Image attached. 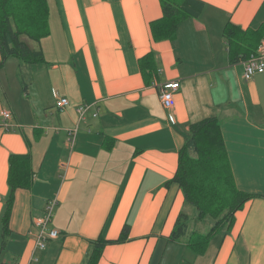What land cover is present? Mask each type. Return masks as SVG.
I'll list each match as a JSON object with an SVG mask.
<instances>
[{
    "label": "crops",
    "instance_id": "crops-1",
    "mask_svg": "<svg viewBox=\"0 0 264 264\" xmlns=\"http://www.w3.org/2000/svg\"><path fill=\"white\" fill-rule=\"evenodd\" d=\"M47 1L50 34L36 47L44 62L9 59L0 69V110L11 113L0 124V220L9 156L30 154L34 171L32 186L15 192L0 264H86L90 242L114 240L125 225L126 240L106 245L98 264H264V74L245 81L243 59L230 62L222 37L228 23L263 24L264 0H198L199 18L161 41L150 32L160 0ZM148 53L155 75L146 83L139 59ZM166 81L179 83L173 122L155 87ZM57 96L69 105L56 108ZM79 105L90 106L83 119ZM210 116L237 189L257 197L195 255L169 236L180 213L200 232L206 222L171 180L188 125ZM49 199L59 236L39 250L33 221Z\"/></svg>",
    "mask_w": 264,
    "mask_h": 264
},
{
    "label": "trees",
    "instance_id": "trees-1",
    "mask_svg": "<svg viewBox=\"0 0 264 264\" xmlns=\"http://www.w3.org/2000/svg\"><path fill=\"white\" fill-rule=\"evenodd\" d=\"M161 17L150 23L153 40H173L180 22L186 18H199L204 5L198 0H160ZM47 0H0V69L9 59L19 63L37 65L44 62L42 51L33 49L21 36L40 43L50 34ZM222 37L227 43L231 63L245 59L255 52L264 38V23L257 29L242 30L226 24ZM139 67L146 83L155 75L152 53L139 59ZM34 180L31 155H10L7 184L9 191L4 199L0 220V250L5 248L10 236L9 219L14 195L18 189H29ZM176 183L185 203L194 208L198 222L211 224L206 232L191 227L187 214L180 213L169 240L184 242L189 251L202 255L210 240L223 230L231 229L234 215L243 205L257 195L237 189L228 160L220 121L215 116L206 117L188 125L183 146L178 151L176 172L171 180ZM129 226L125 225L114 240L102 236L92 240L86 264H98L103 248L126 240Z\"/></svg>",
    "mask_w": 264,
    "mask_h": 264
},
{
    "label": "built area",
    "instance_id": "built-area-1",
    "mask_svg": "<svg viewBox=\"0 0 264 264\" xmlns=\"http://www.w3.org/2000/svg\"><path fill=\"white\" fill-rule=\"evenodd\" d=\"M243 63V79L245 81L252 78L255 74H264V38L259 43L254 53L242 60ZM157 95L161 106L168 112V120L174 121L171 110L174 107V94L179 89L177 81H166L155 85ZM69 105V100L66 97L57 96L55 99V107L58 109L64 108ZM89 105H79L76 108V113L79 119H83ZM97 112L91 114L95 117ZM11 118V113L8 110H0V124L6 126V121ZM76 129L68 131V135L72 136ZM57 204L56 199H49L44 205L42 216L33 221V225L37 228L36 248L43 250L46 248L49 240L56 239L59 232L56 229H51L49 224L53 217V211Z\"/></svg>",
    "mask_w": 264,
    "mask_h": 264
},
{
    "label": "rangeland",
    "instance_id": "rangeland-1",
    "mask_svg": "<svg viewBox=\"0 0 264 264\" xmlns=\"http://www.w3.org/2000/svg\"><path fill=\"white\" fill-rule=\"evenodd\" d=\"M48 25H49V21H48ZM21 38L24 39L26 42H28V45H29L31 48L36 49V47H37V43H35V42H33V41H30V40L26 39L24 36H21ZM18 72H19V69H18ZM18 72H17V74H18ZM12 76H13V73H12ZM23 100H24V101H28L29 99H27L26 95H24V96H23ZM190 209L195 213L194 208L190 207L189 210H190ZM53 212H54V211H53ZM210 224H211V221H210V220H206V224L204 225L202 232H206V231L208 230V227H209ZM191 226H192V224H191Z\"/></svg>",
    "mask_w": 264,
    "mask_h": 264
}]
</instances>
